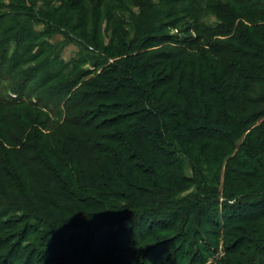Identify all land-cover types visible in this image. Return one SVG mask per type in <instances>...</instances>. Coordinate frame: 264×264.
Wrapping results in <instances>:
<instances>
[{"label":"trees","instance_id":"obj_1","mask_svg":"<svg viewBox=\"0 0 264 264\" xmlns=\"http://www.w3.org/2000/svg\"><path fill=\"white\" fill-rule=\"evenodd\" d=\"M128 1L138 5L140 13L127 16L131 30L119 35L125 39L118 42L116 49L120 52L115 50V54L124 60L111 64L94 81L82 84L87 91L76 88V76L63 80L65 68L63 62L57 61L58 54H51L32 68L18 70L27 58L32 61L38 57L30 55L23 43L34 35L33 25L42 23L43 18H34L33 24L18 23L17 34L11 36L18 43L13 49L7 39L0 40V173L4 177L0 183V251L7 255L4 263L21 264L23 258L35 259L38 252H29L27 242L31 247H46L54 241L62 248L72 249V253L74 245H84L85 238L69 234L70 229L74 232V226L80 225L61 211L72 214L74 208L66 209L61 202L72 203L75 197L80 200L85 196L93 203L91 206L97 201L111 204L110 198L125 200L126 207L110 206L118 212L100 216L106 220L102 225L114 222L118 227L122 225V231L131 229L142 239L173 227L179 217L185 227L188 223L193 226L194 235L198 229L208 227L206 216L212 226L225 231L240 223L256 222L254 229L249 230L253 235L240 245L248 243L253 247L249 264H264V108L249 113L245 106L264 102V0H225L221 6L203 4L201 0L103 3L107 9L117 5L121 9V2ZM182 3L185 5L179 7ZM206 11L215 12L219 24L204 22ZM4 14L0 21H9L12 12ZM184 16L190 17L197 27L196 36L188 38L181 30L178 35L172 34ZM210 36L224 40L206 42L204 38ZM207 46L209 58L230 55L234 59L228 67L222 66L221 59L217 61L218 70L212 62H207L211 64L207 68L202 61L200 65L205 70L200 72L203 79L198 83L173 73L176 67L186 71L195 53L205 58L207 52L202 47ZM159 67L164 76H158ZM11 80L15 82L10 83ZM28 83L36 89V102L28 95L11 97L24 95ZM177 86L188 87L166 96ZM162 89L166 90L158 96ZM258 92L260 96H256ZM69 94L71 98L67 99ZM216 97L225 100L223 106L213 102ZM62 99L65 102L61 103ZM47 100L58 105L43 104ZM23 106L38 108L49 117L64 115V123L81 126L90 135L86 133L89 137L75 145L74 135L64 134L63 141L51 138L46 135V122L51 125L49 118L34 122L31 134L21 130V135L14 121L15 133H10L5 125L11 119L3 114ZM101 117L105 120L99 121ZM74 118L77 124H71ZM11 134L25 137L28 143L19 142ZM233 150L236 154L230 156L228 152ZM187 163L194 170L193 177L187 174ZM36 167L42 168L46 180H38ZM242 175L249 182L241 179ZM250 182L248 192L245 189ZM51 184L57 188H50ZM188 184L195 185L196 191L183 196L185 202L175 207L176 219L174 214L166 219L167 209L155 208L140 199V195L145 198L147 190L156 186L161 194L160 204H166L172 197L163 193ZM36 188L42 191L41 195ZM194 214L196 223L191 219ZM165 219L169 227L164 225ZM41 223L49 227L48 231H41ZM91 223L83 226L90 233L85 240L94 244L98 241V248L103 244L101 238H109L99 231L98 220ZM30 236L34 238L27 241ZM195 255L198 258V252Z\"/></svg>","mask_w":264,"mask_h":264},{"label":"rangeland","instance_id":"obj_2","mask_svg":"<svg viewBox=\"0 0 264 264\" xmlns=\"http://www.w3.org/2000/svg\"><path fill=\"white\" fill-rule=\"evenodd\" d=\"M153 1L158 2L157 0ZM201 1L203 4L215 3L220 6L222 1L225 2V0ZM103 2H105V0H100L99 2H97V0H0V15L2 14V17H4V13L12 12V17L9 21H0V40L3 38L7 39L9 43H11L10 45L13 49L18 43L13 39L14 37L12 38L11 36L17 34L16 32L19 28L17 26L18 23L21 21H24V23H31L34 18H43L42 23H36L35 26L33 25L36 33L34 32V35L23 43V46L28 47L30 55L38 57L32 61L27 58V63L24 67H21L18 70L20 71L22 68H32V66H36L51 54H58L56 57L58 58L57 61L59 63L63 62L62 65L63 68H65L62 76L63 80H67V78H70L71 76H76L78 80H76L78 83L76 88L84 87L87 91L88 89H86L85 85L82 86V84L94 81L97 76L100 73H103L111 64L123 62L124 57L116 56L115 54V50L117 53L120 52L119 48L116 49L118 42L125 39L120 38L119 35L123 30L124 32L128 29L131 30L127 16L130 13H134V15L140 13L138 5L130 1H128V3L121 2V4H123L121 9H119V5L115 6L113 9H107ZM183 5H185V3L179 4V7ZM215 15L216 13L213 11L204 12V22H211L212 25L215 23L219 24ZM120 20L124 23L120 22ZM178 23L179 24L175 26L177 29H173L172 34L178 35L180 30L181 32H185L182 34L183 36H188V38L190 35L196 36L198 34V31L196 30L197 27L194 25L193 21H191L190 17L184 16ZM215 32L216 31L213 30L212 34ZM126 38L128 39L129 37L127 36ZM86 40L90 41L87 42ZM204 40L215 44L217 40L222 41L224 38L210 36L205 37ZM172 46V48L175 49V45L173 44ZM107 47L112 48L110 50ZM202 49L203 52H207L205 58L202 57L203 55L201 53H195L193 58L189 60L190 62L188 61L189 66L186 71L182 72L181 69H178L179 67H176L178 71L176 72L175 69L173 73H178L177 76L181 74L184 80H192L195 83H198L203 79L200 72L205 70V68H202L200 65L202 64V61L203 63L206 62L207 68L211 65L207 62H212L214 67L218 70L219 63L217 61L221 59L222 66L228 67L230 61L234 59L230 55L217 58L213 57L214 55H211V58H209V46L202 47ZM99 55H102V59L99 58ZM43 63L47 62L44 60ZM56 69H59V67ZM162 70L163 68L161 67L157 68L159 77L164 76L161 72ZM14 82V80H11L10 83ZM262 86L264 87V83ZM187 87L188 86H177L176 88H171V91H169L166 96H174L179 90L185 91ZM35 90L36 89H33V86L28 83L24 95L17 93L15 95L12 94L11 97L14 96L17 99L18 97L28 95L31 97V100L36 102L37 94ZM165 90L166 89H162L158 96L163 95ZM201 90L200 85L199 91ZM256 96H260V92H258ZM70 98L71 94L67 96V99ZM222 99L223 98L216 97L213 99V102L217 105L223 106L225 100ZM62 102H65L64 99H62L61 103ZM43 104H46L49 107L58 105L48 100ZM245 106L247 112L251 113L256 109L264 108V102L258 103V105L255 104V102H250ZM44 109L45 108L43 107V110ZM9 112L12 115H10ZM9 112H5L3 115H7L11 119V121L9 120V123L5 125L10 133L14 132V121L15 124L20 127V132L18 134L21 135V130H24V132L26 131L27 134H31L32 124L34 122L44 121L46 118H49L51 125L46 122L47 129H49L46 135H49L51 138L63 141L64 134L70 136L74 135L75 145L77 141L84 137H89L90 135V133L80 128L81 126L77 127L64 123V119H62L64 115L55 118L49 117L38 108L30 106L13 108ZM103 118L104 117L98 118V120H105ZM71 122V124H77L75 118ZM86 133L89 135H86ZM11 135L18 139L19 142H27L25 137ZM11 144L13 145L14 143L11 142ZM203 144L205 145L206 142H203ZM228 153L231 154L230 156H235L236 154L235 150ZM186 160H188V157H186ZM17 163L20 164L21 161L17 159ZM187 166L190 167V164L187 163ZM191 168L192 167L188 169L187 174H189L190 177H193L194 170ZM41 169L42 168L36 170L38 173L37 178L38 180H46V175L42 173ZM165 178L169 180V177L166 176ZM3 179L4 177L0 173V183H3ZM241 179H246V182H249V179L246 178L245 175H242ZM172 180L175 181L174 179ZM221 183L223 184L222 178ZM221 183L219 185L220 191L223 188ZM250 184L251 182L246 184L247 187L245 190H248V192ZM52 186L57 188L54 184L49 185L50 188H52ZM164 188L166 187H163L162 189ZM184 188H186V191ZM10 190L16 191L13 187H10ZM35 191L41 195L42 191H39L38 188H36ZM147 191L145 198L140 195V199L143 203L155 208L161 207L167 209L168 212L166 219H171V214H174L176 219L177 216L174 212H176L175 209L177 208L175 207L178 206L179 203L185 202L183 196L186 197L194 193L196 191V186L188 184L182 187L179 186L178 188L173 187V192H167V194L166 192L163 193V196L168 195V197H172L173 199L171 198L169 202L162 205L159 200L161 194L159 193L160 191L158 187L152 186V188ZM139 192L141 191H138V193ZM86 198L87 197L83 196L78 200L75 197L72 203H69L67 200L61 202L66 205V209L74 208L72 214L65 210L57 209L61 210L65 216H73L72 220L74 224L80 225V227L74 226V232H71L72 229H70L69 234L71 233L72 236H80L86 239L90 233H86L85 230L88 229L83 226H87L88 223L90 225L91 222L93 223L98 220L100 222L99 231L102 235L106 233V239H109L104 240L101 238L103 244L98 248H96L98 241H95L96 244H94L90 241L87 242V240L84 239V245L76 244L73 246V253L71 252L72 249H66L65 247L62 248L56 245V242L54 241H50L49 244L52 245L46 247H31L30 243L27 242V246L30 247L29 252H31L32 249L36 250L35 252H38L35 259L32 257L31 259H26L27 261H32L30 264H249L248 255L252 252L253 247L248 243L241 246L242 244L240 245V242H244L245 238L253 235H251L249 230L254 229L256 222L240 223L225 231V228L220 230L212 226L206 216L204 222L208 224V227L201 231L198 229V233L194 235L192 234L193 226L188 223L187 227H185L186 224H184L183 221L181 222L182 218H177L176 222H173L174 226L170 228H168L170 223L165 219L166 221H164L167 223H164V225L166 224L168 229H165L148 239H142L132 232L131 229L122 231V225L118 227L114 222L108 225H102L106 220L100 216L109 212H118V209L111 208L110 206L126 207L127 202L125 200L110 198L108 200L112 201L111 204L106 205L107 203L105 202L97 201V205L91 206L90 204L93 203H89V200ZM108 208H111V210ZM195 216L196 215L194 214L191 218L193 223H196ZM200 218L202 220L204 217ZM40 226L41 231L44 229L45 231H48L49 229V227L43 226V223H41ZM191 228L192 230H190ZM33 238L34 237L30 236L27 241ZM23 246H25V244H23ZM86 246H91V249L88 250ZM197 252L199 255L198 258H195L194 256H196L195 254H197ZM39 253L41 254V257H39ZM5 257H7L6 253L0 251V264H5L3 260ZM26 260L23 258L21 264L27 263ZM116 261H118V263ZM11 264H14V262H11Z\"/></svg>","mask_w":264,"mask_h":264}]
</instances>
